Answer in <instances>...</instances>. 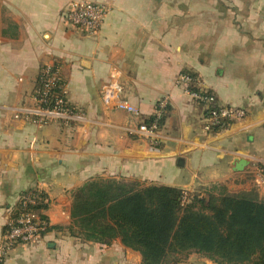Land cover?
Instances as JSON below:
<instances>
[{
  "label": "crops",
  "instance_id": "crops-1",
  "mask_svg": "<svg viewBox=\"0 0 264 264\" xmlns=\"http://www.w3.org/2000/svg\"><path fill=\"white\" fill-rule=\"evenodd\" d=\"M71 1L0 0V247L22 195L39 191L48 201V229L2 264H141L120 239L106 245L70 234L74 194L91 180L203 197L220 186L264 199V0H81L108 8L93 35L65 24ZM47 64L60 65L78 114L71 122L40 124L28 112ZM184 72L245 117L207 134L202 107L177 83ZM114 77L134 110L104 101ZM163 99V126L142 132ZM181 264L216 263L191 253Z\"/></svg>",
  "mask_w": 264,
  "mask_h": 264
},
{
  "label": "trees",
  "instance_id": "trees-1",
  "mask_svg": "<svg viewBox=\"0 0 264 264\" xmlns=\"http://www.w3.org/2000/svg\"><path fill=\"white\" fill-rule=\"evenodd\" d=\"M71 219L72 236L106 245L120 239L141 264H181L191 253L216 264H264V199L254 190L215 186L186 200L174 187L96 179L75 192Z\"/></svg>",
  "mask_w": 264,
  "mask_h": 264
},
{
  "label": "built area",
  "instance_id": "built-area-1",
  "mask_svg": "<svg viewBox=\"0 0 264 264\" xmlns=\"http://www.w3.org/2000/svg\"><path fill=\"white\" fill-rule=\"evenodd\" d=\"M108 13V8L98 2L71 1L64 12V22L72 28L89 34H97ZM178 85L184 92L203 109V129L207 134H213L226 129L235 120H242L246 112L236 107H223L217 102L215 94L204 88L196 76L190 73H181L177 79ZM122 86L118 78L114 77L103 93L107 105L115 109L132 111L134 108L121 99ZM67 85L61 75L59 64L44 65L39 73L38 85L33 93L34 107L28 112L33 115L34 121L40 124L48 121L68 123L78 118L68 104ZM168 100L159 102L156 119L151 125H141L140 130L148 135L159 129L158 121L166 115ZM257 174L264 178V165L259 167ZM189 194L185 192V199ZM46 196L39 191H29L21 196L17 214L6 225L0 247V263H3L7 254L19 245H30L41 238L48 229V220L42 219L46 205ZM44 206L41 207L40 206Z\"/></svg>",
  "mask_w": 264,
  "mask_h": 264
},
{
  "label": "water",
  "instance_id": "water-1",
  "mask_svg": "<svg viewBox=\"0 0 264 264\" xmlns=\"http://www.w3.org/2000/svg\"><path fill=\"white\" fill-rule=\"evenodd\" d=\"M246 165H247L246 161L240 160L235 166V171L242 172L246 167Z\"/></svg>",
  "mask_w": 264,
  "mask_h": 264
},
{
  "label": "rangeland",
  "instance_id": "rangeland-1",
  "mask_svg": "<svg viewBox=\"0 0 264 264\" xmlns=\"http://www.w3.org/2000/svg\"><path fill=\"white\" fill-rule=\"evenodd\" d=\"M199 83L201 84V82L199 81ZM216 96V95H215ZM189 197H190V195H189Z\"/></svg>",
  "mask_w": 264,
  "mask_h": 264
}]
</instances>
